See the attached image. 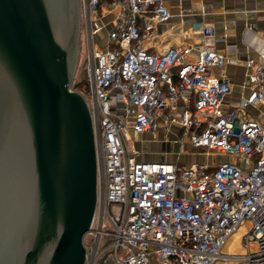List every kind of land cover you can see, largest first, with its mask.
<instances>
[{
	"label": "built area",
	"instance_id": "built-area-1",
	"mask_svg": "<svg viewBox=\"0 0 264 264\" xmlns=\"http://www.w3.org/2000/svg\"><path fill=\"white\" fill-rule=\"evenodd\" d=\"M79 1L97 192L83 264H215L243 224L235 264H264V113L240 115L264 106V61L245 59L252 91L225 108L231 86L213 68L234 56L195 40L148 45L171 17L163 0ZM192 32L216 38L211 24ZM158 117L222 159L140 158L131 133L153 132Z\"/></svg>",
	"mask_w": 264,
	"mask_h": 264
},
{
	"label": "water",
	"instance_id": "water-1",
	"mask_svg": "<svg viewBox=\"0 0 264 264\" xmlns=\"http://www.w3.org/2000/svg\"><path fill=\"white\" fill-rule=\"evenodd\" d=\"M79 0H0V264H83L96 206Z\"/></svg>",
	"mask_w": 264,
	"mask_h": 264
},
{
	"label": "crops",
	"instance_id": "crops-1",
	"mask_svg": "<svg viewBox=\"0 0 264 264\" xmlns=\"http://www.w3.org/2000/svg\"><path fill=\"white\" fill-rule=\"evenodd\" d=\"M163 2L169 8L171 17L158 26L159 38L151 41L148 45L155 49L179 39L186 42L195 40L197 42L212 43L216 48L234 56L236 58L235 63H228L222 69L213 68V71L226 77L231 86L230 92L225 97L224 107L231 108L238 105L240 98L249 95L252 91V86L246 75L245 59L254 57L264 61V0H163ZM204 24L213 25L216 38L202 39L200 34L192 32L193 29H199ZM101 34H105L104 31ZM183 105L184 102L178 100L175 107L179 110ZM262 113H264V106L258 104L257 106H247L240 115L259 118ZM162 126V120L158 117V127L163 129ZM163 131L165 135H171L174 139L181 134L179 127L175 124L171 125L169 131L164 129ZM151 134L145 132L134 134V136L135 138H141V141L150 145L168 139L166 136L159 138L154 135L155 133ZM190 147L191 152L195 155L217 156L203 148H194L191 145ZM199 149H203L202 152L204 153L200 152ZM149 155L151 156L149 158L145 157V159H165L181 163L191 162L181 161L179 157L170 159L165 156L163 158L156 157L153 153ZM217 157L222 159V157ZM210 159L205 160L210 161ZM193 161L204 160L195 159ZM212 163H216V161Z\"/></svg>",
	"mask_w": 264,
	"mask_h": 264
},
{
	"label": "rangeland",
	"instance_id": "rangeland-1",
	"mask_svg": "<svg viewBox=\"0 0 264 264\" xmlns=\"http://www.w3.org/2000/svg\"><path fill=\"white\" fill-rule=\"evenodd\" d=\"M85 57H86V46L84 44V36L83 32L79 31V41H78V49H77V56H76V62H75V73H74V81H73V87L76 88L77 90L83 91L84 89L87 88V82L84 84L85 88H79L77 84V81L79 82L80 79H85ZM88 98V95H87ZM156 137L161 138L162 136H166L168 139H164V141L157 142L155 145H150L145 144L144 141H141V138H135L133 133H131V147H134L136 150L139 151V156L140 158L144 160H149L145 159V157L149 158L151 153H153L156 157L163 158L164 156L170 159H176L179 157L181 161H193L195 159H201L206 161L207 159L211 158L210 161H216L219 162L221 158H218L217 156H209L208 154H201L200 155H195V153L191 152L192 149L190 147V143L187 142L188 140L186 139L185 136H178L177 138L174 139V137L167 136L165 135L163 129L158 127L156 130L153 132H150ZM164 133V135H163ZM151 134V135H152ZM153 135V136H154ZM152 137V136H151ZM163 138V137H162ZM200 152L203 151V149H199ZM197 151V150H195ZM204 153V152H202ZM142 156V157H141ZM217 157V158H216ZM216 160H213V159ZM206 159V160H205ZM152 160V159H151ZM157 160V159H155ZM236 235L231 236L230 240L223 245L221 255L219 256L218 260L215 262V264H235V261L233 259V253H238L241 248L239 245H236L235 243ZM239 243H240V237H239ZM235 250V251H231ZM113 264V263H111Z\"/></svg>",
	"mask_w": 264,
	"mask_h": 264
},
{
	"label": "bare ground",
	"instance_id": "bare-ground-1",
	"mask_svg": "<svg viewBox=\"0 0 264 264\" xmlns=\"http://www.w3.org/2000/svg\"><path fill=\"white\" fill-rule=\"evenodd\" d=\"M246 228V224H243L242 226H240L235 232H233L229 237H228V239H227V242H228V240H230V237L231 236H234V235H236V239H235V244L236 245H239V247L241 248V250H239V252H241L242 250H243V248H242V244H240L241 243V241H240V243H239V237L241 236V232L244 230ZM226 242V243H227ZM225 243V244H226ZM224 244V245H225ZM232 252L233 251H235V250H231Z\"/></svg>",
	"mask_w": 264,
	"mask_h": 264
},
{
	"label": "trees",
	"instance_id": "trees-1",
	"mask_svg": "<svg viewBox=\"0 0 264 264\" xmlns=\"http://www.w3.org/2000/svg\"><path fill=\"white\" fill-rule=\"evenodd\" d=\"M85 79L83 80V79H80L79 80V82L77 81V84L76 85H78L79 86V88H82V87H84L85 85ZM80 90V89H79Z\"/></svg>",
	"mask_w": 264,
	"mask_h": 264
}]
</instances>
